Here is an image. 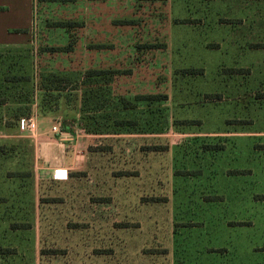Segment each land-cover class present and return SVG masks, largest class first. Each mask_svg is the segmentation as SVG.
Here are the masks:
<instances>
[{
    "label": "rangeland",
    "instance_id": "rangeland-1",
    "mask_svg": "<svg viewBox=\"0 0 264 264\" xmlns=\"http://www.w3.org/2000/svg\"><path fill=\"white\" fill-rule=\"evenodd\" d=\"M0 264H264V0H0Z\"/></svg>",
    "mask_w": 264,
    "mask_h": 264
},
{
    "label": "trees",
    "instance_id": "trees-1",
    "mask_svg": "<svg viewBox=\"0 0 264 264\" xmlns=\"http://www.w3.org/2000/svg\"><path fill=\"white\" fill-rule=\"evenodd\" d=\"M104 73H106V72L103 71V70H90V71H88L85 74V76L91 78V77L102 75ZM63 82H64V78H60V77H57L56 75H54L52 77V79H48V83H52L54 86H49L48 83H47V84H45V89H47L49 91H63L64 89L67 88L66 85L62 84ZM88 94L94 100L93 104L99 105V103H102L101 99L98 97V91L90 90V92H88ZM102 101H106V100L102 99ZM85 109H86V106L84 105V108L81 111L84 112ZM116 123L119 126L123 125L122 120H118V122H116ZM80 126L83 127L85 129V131H87V133H90V134H102V132H100L102 130H100V129H96V130H93V131L86 130V128L84 127V123L83 122L80 123ZM65 127L67 128V125Z\"/></svg>",
    "mask_w": 264,
    "mask_h": 264
},
{
    "label": "built area",
    "instance_id": "built-area-1",
    "mask_svg": "<svg viewBox=\"0 0 264 264\" xmlns=\"http://www.w3.org/2000/svg\"><path fill=\"white\" fill-rule=\"evenodd\" d=\"M36 127L35 122L33 121L32 118H28V119H23L22 120V128L26 129V130H32ZM63 127L62 126H54L53 127V131L56 134H60L62 131Z\"/></svg>",
    "mask_w": 264,
    "mask_h": 264
},
{
    "label": "crops",
    "instance_id": "crops-1",
    "mask_svg": "<svg viewBox=\"0 0 264 264\" xmlns=\"http://www.w3.org/2000/svg\"><path fill=\"white\" fill-rule=\"evenodd\" d=\"M62 135L64 136L63 133H62ZM66 135H67V134H66ZM68 135H69V134H68ZM67 137H69V136H67ZM68 139H70V138H68ZM50 142H51V141H50ZM58 171H60L61 173H64V174L66 173V171H65V170H62V169H61V170H58Z\"/></svg>",
    "mask_w": 264,
    "mask_h": 264
}]
</instances>
